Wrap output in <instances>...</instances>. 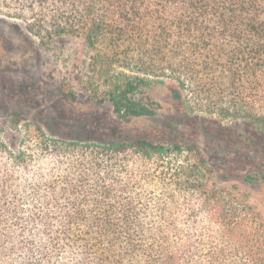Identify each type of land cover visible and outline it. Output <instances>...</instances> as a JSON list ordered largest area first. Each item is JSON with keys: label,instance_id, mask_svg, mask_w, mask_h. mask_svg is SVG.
Returning <instances> with one entry per match:
<instances>
[{"label": "trees", "instance_id": "16d2710c", "mask_svg": "<svg viewBox=\"0 0 264 264\" xmlns=\"http://www.w3.org/2000/svg\"><path fill=\"white\" fill-rule=\"evenodd\" d=\"M0 17L81 40L86 72L67 81L122 120L155 116L165 88L174 120L264 133V0H0ZM4 125L0 264H264V216L242 188L259 175L222 186L192 142H80L19 112Z\"/></svg>", "mask_w": 264, "mask_h": 264}, {"label": "rangeland", "instance_id": "374dc122", "mask_svg": "<svg viewBox=\"0 0 264 264\" xmlns=\"http://www.w3.org/2000/svg\"><path fill=\"white\" fill-rule=\"evenodd\" d=\"M88 57L81 40L70 36L44 39L28 32L21 21L0 17V126L19 112L51 136L71 135L80 142H192L205 153L222 186L240 184L249 174L260 176L259 182L241 187L264 216V133L256 124L212 117L216 123L209 120L193 127L186 119L174 120L173 101L166 98L165 88L151 93L161 104L155 116L122 120L110 103L97 101L67 81L86 72ZM70 93L77 97L67 96ZM4 127L5 142L18 150L17 132Z\"/></svg>", "mask_w": 264, "mask_h": 264}]
</instances>
